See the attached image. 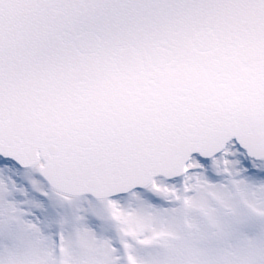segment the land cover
Listing matches in <instances>:
<instances>
[{
    "label": "snow or ice",
    "instance_id": "1",
    "mask_svg": "<svg viewBox=\"0 0 264 264\" xmlns=\"http://www.w3.org/2000/svg\"><path fill=\"white\" fill-rule=\"evenodd\" d=\"M0 264H264V0H0Z\"/></svg>",
    "mask_w": 264,
    "mask_h": 264
}]
</instances>
